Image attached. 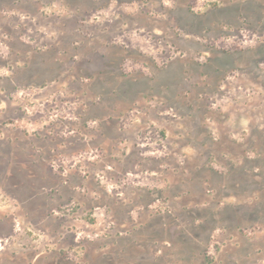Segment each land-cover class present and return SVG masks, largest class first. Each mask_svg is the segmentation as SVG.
Here are the masks:
<instances>
[{"label": "rangeland", "instance_id": "obj_1", "mask_svg": "<svg viewBox=\"0 0 264 264\" xmlns=\"http://www.w3.org/2000/svg\"><path fill=\"white\" fill-rule=\"evenodd\" d=\"M0 27L18 41L1 39L22 51L12 59L21 71L13 82L0 58V95L16 89L10 103L0 102V120L25 136L42 130L40 115L23 110L30 98L17 93L40 99L61 91L79 106L71 114L76 121L65 123L77 135H57L66 155L90 148L99 154L83 162L86 177L69 170L76 191L41 161L28 178L30 160L19 154L15 175L1 177L0 232L12 235L9 253L25 251L28 260L44 253L40 264H264V215L257 223H232L237 212L228 215L230 206H241L243 216L264 208V0H0ZM19 42L48 45L53 63L27 74ZM0 54L9 56L6 45ZM104 66L107 77L93 79ZM106 165L121 197L95 180ZM165 184L172 189L161 194ZM156 195L172 200L149 213L145 206ZM166 215L192 239L177 240L174 226L164 232L155 219ZM147 216L156 221L149 228L132 224ZM76 227L92 239L76 242Z\"/></svg>", "mask_w": 264, "mask_h": 264}, {"label": "flooded vegetation", "instance_id": "obj_2", "mask_svg": "<svg viewBox=\"0 0 264 264\" xmlns=\"http://www.w3.org/2000/svg\"><path fill=\"white\" fill-rule=\"evenodd\" d=\"M2 30V28L0 27V31ZM10 31V30H9ZM8 30H6L5 32H0V45L4 44L6 45V47L10 50V54L8 57H3L0 56L1 63L2 65H6L4 67H10L11 69V78H8L10 80V82H13L16 79V76L18 74V72H15L17 69L13 67L12 64V59L14 57L17 58V54L22 53L21 49L18 48L17 45V38L14 36V34L11 33V31L9 32ZM7 33V34H5ZM5 35V36H4ZM9 35L10 37H14L13 39L17 41L14 42H10L9 44L7 42H4L3 39L1 38H6V36ZM21 48L24 49L25 54L27 55L26 57V63H25V70L27 74H33L31 73L32 70H34L36 68L37 65H49L52 64V60L53 57L55 56V54L53 53V51L50 50H45L44 49H48V45L46 44H41V46L37 47V44L32 45L31 43H20ZM37 47V49L39 48L38 51L34 50L33 48ZM44 51V52H41ZM51 53V55H50ZM1 55V54H0ZM37 55V56H36ZM34 58L38 59V63L35 64V62L33 61ZM56 59H54L55 62ZM14 62V61H13ZM17 62H14V64ZM1 66V65H0ZM44 67V66H43ZM106 66H104L102 69H97L95 68L94 72H92V78L93 79H100V77H102L103 75H106ZM109 69V68H108ZM31 77V76H30ZM107 77V76H105ZM3 80L0 78V81ZM16 89L9 91L8 93L5 94V96L3 97L2 94L0 95V102H3L4 104H7L8 102L10 103L12 101V96L15 93ZM6 92V91H5ZM11 124H5V122H3L2 120H0V188L2 187L1 185V177L2 176H6V174L10 173L9 175H11V177H13L15 174V168H17L16 166H20V164H16L15 162L13 163V161H17V158L19 157L20 153H23V155H25V159L30 160V164L25 165L26 169L28 172H31L32 175H28V178H33V174L34 172L31 170V167L36 165V164H40V161L42 163L46 164V172H50V174H52L53 176L57 177L60 182L61 185L68 188L69 190L72 189L73 190H77L79 186H77L78 184H73L72 185V178H74L76 175H72L71 173H67V174H63L60 172L59 168L62 165L61 162V157L62 156H66V144L65 142H63L62 139L58 138L59 136L58 133H61V128L58 127L59 132L54 131L55 127H53V129L49 128L48 126H40L42 130H37L35 132H33L32 134H29L28 136H25L23 133L21 132H13V130L10 128ZM12 133V134H11ZM16 133H19L18 136H16ZM23 135V137L21 135ZM71 137V136H70ZM71 143V142H69ZM4 161V163H2ZM51 161H56L59 164L56 165L57 168H55L52 165H49V162ZM61 162V163H60ZM12 163L15 165L13 166ZM4 164V168H2V165ZM24 167V164L21 163ZM43 165V164H42ZM51 167H53L54 170H51ZM20 171H22L19 168ZM59 170V171H58ZM53 171V172H52ZM52 172V173H51ZM113 169L111 167V171L108 172L110 175L112 174ZM35 175V174H34ZM7 177V176H6ZM77 177V176H76ZM125 177V175H124ZM79 179V178H78ZM33 180V179H32ZM80 184V183H79ZM51 191V190H50ZM72 201L69 204H66L63 206L64 208H67L68 206H71L73 204H71ZM6 220H11L9 217H5ZM8 220V221H9ZM1 221H5L4 218H2V214L0 212V222ZM12 221H14L12 219ZM11 232L13 231H17V229H10ZM7 236V235H6ZM3 234L0 232V264H21L22 262H26V264H40V262H42L44 260V253H36V254H32V257L30 260H28V255L24 254L25 251L20 252L21 250H19L18 252H8L9 247L11 246L12 243L8 242L9 238H12V235H8L7 237H4V239H2ZM26 253V252H25ZM25 256V257H24ZM25 260H28L25 261ZM23 264V263H22ZM42 264V263H41Z\"/></svg>", "mask_w": 264, "mask_h": 264}, {"label": "built area", "instance_id": "obj_3", "mask_svg": "<svg viewBox=\"0 0 264 264\" xmlns=\"http://www.w3.org/2000/svg\"><path fill=\"white\" fill-rule=\"evenodd\" d=\"M47 88L44 87L41 90H37L36 93H44V89ZM17 93V92H16ZM32 91H24L20 90L17 93L18 98H26L29 97L30 99L29 106L28 104L24 107V111L27 115L32 116V113L40 115L42 119V123L44 126H48L49 124L55 125L56 127L58 126L61 128V135L66 136L68 135L69 137H75L77 135V129L70 128L69 124L65 123H70L73 121H76V118L72 116L71 114L74 113L75 111L78 110V101H70L67 100V97L65 94H63L61 91L60 92H53L51 95L48 93L44 94L42 98H33L36 94H31ZM84 105L83 107H85ZM23 108V107H22ZM63 124H54L57 122H60ZM93 124H88L89 127H91ZM99 154L98 150L96 148L92 149H85V150H80L77 152H74L71 155H66L61 157V173L64 175L69 173V170H74L78 172L81 176L86 177L87 169L85 170L86 166L83 165L84 161H87L89 163H93L97 160ZM111 171V166L106 165L105 166V171H98L95 172L93 175L95 177V180L99 182L101 186L104 187L105 191L110 195V196H116V197H121L122 196V191L121 187L118 186L117 184L113 183L112 180L108 177V172ZM146 174V172H145ZM91 175V174H90ZM142 175V173H137V174H126V179L129 176L130 178H138ZM125 179V182L127 180ZM112 222H108L106 226V230H109L110 227L112 226ZM17 226V225H15ZM89 228L88 225L85 226V229ZM83 231H74V240L80 241L81 239H89L91 240L92 237L90 234L88 235H83ZM98 234L95 233L93 237H97Z\"/></svg>", "mask_w": 264, "mask_h": 264}, {"label": "trees", "instance_id": "obj_4", "mask_svg": "<svg viewBox=\"0 0 264 264\" xmlns=\"http://www.w3.org/2000/svg\"><path fill=\"white\" fill-rule=\"evenodd\" d=\"M236 7H239V6H236ZM242 13V12H241ZM240 13V15H244V14H241ZM244 171H246V170H244ZM263 185V184H262ZM262 185H260V188L261 189H264V185L262 186ZM186 190V189H185ZM258 190H260V189H258ZM262 205H264V204H262ZM258 208V210H252V212H251V214H244V216H243V214L241 215V206H230V208H229V210H231L229 213H228V215L229 214H231V213H235V212H237V215L236 216H234V217H232V223H239L240 222V219H242V220H245V219H247L248 221H250V222H254V223H257V221H258V219H259V217H256V215H258V214H261V216H263L264 215V208H262V206H259V207H257ZM241 209V210H240ZM260 212H263V213H260ZM252 215V216H251ZM172 215H169L168 217L169 218H173V217H171ZM243 216V217H242ZM166 219L167 218V215L166 216H163L162 217V219ZM228 218H230V217H228ZM180 219V218H179ZM156 221H161V219H155ZM154 220V221H155ZM154 221H151V223L149 224V225H147V227L149 228L150 226H152V225H154ZM155 221V222H156ZM174 222H173V226H174V228L176 229V231H178V239L177 240H179L180 239V242H183V240H187V241H189V240H191L192 239V237H191V235L188 233V231L187 230H183V227L181 226L183 223L182 222H179V220H178V218H176V219H174L173 220ZM195 221H197L196 220V218L195 219H189L187 222L189 223H193V222H195ZM186 222V221H185ZM156 223H159L160 224V222H156ZM187 223V224H188ZM182 227V228H181ZM145 228V227H144ZM185 233V234H184ZM186 233H188L189 234V236L187 237V234ZM151 234H153V233H151ZM151 234H147V236L149 235V236H151V237H153ZM175 236H177V234L175 235ZM151 237H148L147 239H146V237H145V239H144V242H145V240H148L147 242H153V240H156V239H154V238H151ZM175 238H177V237H175ZM150 240V241H149ZM173 242H175V240H173ZM143 248L144 249H146L147 248V245L146 244H143ZM157 250H158V247H157ZM156 252V251H155ZM153 254H155L154 252H152ZM154 257H157V256H154ZM155 259H157V258H155ZM153 262H154V259H153Z\"/></svg>", "mask_w": 264, "mask_h": 264}, {"label": "crops", "instance_id": "obj_5", "mask_svg": "<svg viewBox=\"0 0 264 264\" xmlns=\"http://www.w3.org/2000/svg\"><path fill=\"white\" fill-rule=\"evenodd\" d=\"M161 165H159V167H160ZM157 172H160V171H157ZM128 174V173H127ZM133 174V173H132ZM135 174H137V173H135ZM153 174H157L156 172H153ZM142 176V175H141ZM140 178H142V177H138V179H140ZM131 179H135V178H131ZM137 178H136V180H138ZM133 181H135V180H133ZM127 182H129L128 180H127ZM130 182H132L131 180H130ZM168 183V182H167ZM134 185H135V187L136 188H138V189H142V191H146L145 190V186H144V182L142 183V181H137V183H134ZM163 187V186H162ZM161 187V189H162V191L161 190H158L157 188H153V190H152V188H150L151 190L149 191V192H155V191H159V193H160V191H161V194H162V192H164V191H167V190H171L172 189V185H169V186H167V184H165L164 185V187L162 188ZM155 189V190H154ZM148 192V191H147ZM167 197H165V196H162V195H160V196H158V195H156L155 196V198L154 199H152L146 206H145V209H149V210H147L149 213H152L151 211V208H153V206L156 204V203H164V201H165V199H166ZM170 201V200H172V197H168L167 199H166V201L165 202H167L168 203V201ZM136 209H140L141 211H142V208H140V207H138V208H136ZM139 210V211H140ZM166 210V209H165ZM165 210H160L161 212H158L157 214H159V213H164L165 212ZM155 215V214H154ZM148 218H144V217H141V218H138L137 220H135V222H132V224H136V225H142L143 227L145 226V225H149L150 223H151V220H150V222H148V220L151 218V216H147ZM130 221H132L130 218H128ZM128 219H127V221H128ZM161 219V221H159L160 222V225H162L163 226V228H165L163 231L164 232H166L167 231V226H169V230L171 229L170 227L172 226L173 227V218H169V219H162V218H160ZM169 220V221H168ZM126 224V223H125ZM131 224V223H130ZM165 238H166V240L168 241V242H171L172 241V239H169V237H167V236H165Z\"/></svg>", "mask_w": 264, "mask_h": 264}]
</instances>
